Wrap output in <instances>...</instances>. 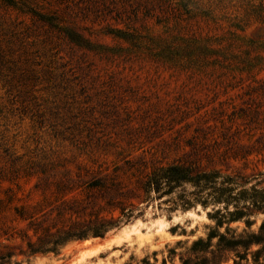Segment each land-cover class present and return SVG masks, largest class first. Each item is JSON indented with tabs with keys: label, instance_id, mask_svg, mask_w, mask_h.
<instances>
[{
	"label": "rangeland",
	"instance_id": "obj_1",
	"mask_svg": "<svg viewBox=\"0 0 264 264\" xmlns=\"http://www.w3.org/2000/svg\"><path fill=\"white\" fill-rule=\"evenodd\" d=\"M222 188L264 191V0H0V247L74 236L15 262L180 264Z\"/></svg>",
	"mask_w": 264,
	"mask_h": 264
},
{
	"label": "trees",
	"instance_id": "obj_2",
	"mask_svg": "<svg viewBox=\"0 0 264 264\" xmlns=\"http://www.w3.org/2000/svg\"><path fill=\"white\" fill-rule=\"evenodd\" d=\"M224 183L233 182L230 179ZM231 193L228 188L220 189L216 200L225 204L224 212L208 214L214 226L205 239L200 238L193 242L188 256H180V264H264V191H255L248 198L232 197ZM229 205H233V211H229ZM257 215H262L263 219L252 229L256 221L251 217ZM235 223H243L244 227L241 230L238 227L231 228L230 225ZM223 227L224 231L220 233L219 230ZM73 237L68 233L50 236L48 231H45L38 236L36 243L27 242L25 248L20 245L0 247V264H18L15 262L18 256L29 259L49 253L57 255ZM174 257V250H170L169 260L173 261ZM142 264L149 263L143 260ZM162 264H166V260H163Z\"/></svg>",
	"mask_w": 264,
	"mask_h": 264
},
{
	"label": "bare ground",
	"instance_id": "obj_3",
	"mask_svg": "<svg viewBox=\"0 0 264 264\" xmlns=\"http://www.w3.org/2000/svg\"><path fill=\"white\" fill-rule=\"evenodd\" d=\"M186 216L191 217V218L196 217L192 212L187 213ZM157 224H159L158 232L162 233L163 227L165 226L166 223L163 222V221H159V222H157ZM134 232L135 233H139V231L137 230L136 227H132L129 232H125L124 231L125 236H123V238H124L123 240L129 239V237H130L129 233H134ZM92 242L91 241H87V242H84L82 245L77 246V249H76L77 250V255H76V257H74L75 261H72L71 263H73V262H75V264L76 263H79V264L83 263L86 258H90V257L96 255L101 250H104V248L106 247L105 245H107V243H105L104 245L93 246ZM115 243L116 244H120V240H116ZM110 245H111V243H110Z\"/></svg>",
	"mask_w": 264,
	"mask_h": 264
},
{
	"label": "water",
	"instance_id": "obj_4",
	"mask_svg": "<svg viewBox=\"0 0 264 264\" xmlns=\"http://www.w3.org/2000/svg\"><path fill=\"white\" fill-rule=\"evenodd\" d=\"M93 246H94V245H93ZM74 255H77V252H75Z\"/></svg>",
	"mask_w": 264,
	"mask_h": 264
}]
</instances>
